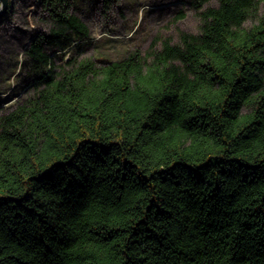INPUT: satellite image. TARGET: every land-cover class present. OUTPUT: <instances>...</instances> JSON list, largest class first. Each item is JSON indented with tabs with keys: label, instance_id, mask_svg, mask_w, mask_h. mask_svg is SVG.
Returning <instances> with one entry per match:
<instances>
[{
	"label": "trees",
	"instance_id": "obj_1",
	"mask_svg": "<svg viewBox=\"0 0 264 264\" xmlns=\"http://www.w3.org/2000/svg\"><path fill=\"white\" fill-rule=\"evenodd\" d=\"M37 1L34 94L0 115V264H264V0L60 74L45 47L89 28L74 0Z\"/></svg>",
	"mask_w": 264,
	"mask_h": 264
},
{
	"label": "rangeland",
	"instance_id": "obj_2",
	"mask_svg": "<svg viewBox=\"0 0 264 264\" xmlns=\"http://www.w3.org/2000/svg\"><path fill=\"white\" fill-rule=\"evenodd\" d=\"M11 2V11L0 16V115L33 96L39 74L26 49L34 35L48 33L53 26L37 0ZM217 2L117 0L110 10L103 12L101 0H74L69 12L87 25L89 37L74 41L65 49L45 47V50L59 74L70 69L71 60L91 59L101 67L134 50L144 55L155 39V48H160L165 39L179 43L181 32L199 34L200 10ZM263 12L264 5L259 14ZM250 23L246 22V26Z\"/></svg>",
	"mask_w": 264,
	"mask_h": 264
},
{
	"label": "water",
	"instance_id": "obj_3",
	"mask_svg": "<svg viewBox=\"0 0 264 264\" xmlns=\"http://www.w3.org/2000/svg\"><path fill=\"white\" fill-rule=\"evenodd\" d=\"M8 1L9 0H0V16H2L7 11Z\"/></svg>",
	"mask_w": 264,
	"mask_h": 264
}]
</instances>
